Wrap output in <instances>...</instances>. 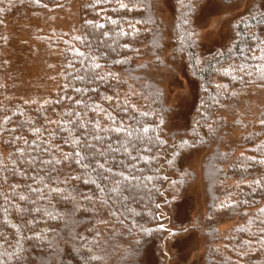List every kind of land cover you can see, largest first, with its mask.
I'll return each mask as SVG.
<instances>
[{
    "label": "trees",
    "instance_id": "1",
    "mask_svg": "<svg viewBox=\"0 0 264 264\" xmlns=\"http://www.w3.org/2000/svg\"><path fill=\"white\" fill-rule=\"evenodd\" d=\"M201 1L0 0V264L155 259L191 232L177 209L196 179L180 162L196 151L204 244L191 264H264V0L211 50ZM71 7L75 24L37 37L43 15ZM179 68L194 95L184 126L167 131L165 81ZM79 124L100 136L87 137L102 146L99 173L75 163L90 154Z\"/></svg>",
    "mask_w": 264,
    "mask_h": 264
},
{
    "label": "rangeland",
    "instance_id": "2",
    "mask_svg": "<svg viewBox=\"0 0 264 264\" xmlns=\"http://www.w3.org/2000/svg\"><path fill=\"white\" fill-rule=\"evenodd\" d=\"M251 1L242 0L235 4L223 5L216 0H202L195 20L201 47L211 50L226 44L230 37L231 23L249 10ZM76 19L77 13L72 7L45 14L42 20L34 25L35 29L40 32L37 37L48 34L52 30L65 31L76 23ZM31 30L33 31V29ZM30 34L32 35L31 39H34L35 34L33 32H30ZM193 95V83L180 68L167 74L165 99L171 109L166 125L167 131L177 130L184 126L185 119L191 110ZM204 155V152L201 151L192 152L184 155L180 162V168L193 172L196 178L188 186L187 192L177 209L178 220L189 225L191 232L189 231L190 233L187 236H182L181 240L170 246L167 242H163L161 254L156 255L155 259L153 253H151L152 251H147L141 264H191L195 263L197 255L201 256L204 244L201 236L202 232L193 229L196 226L195 221L203 213L204 198L202 195L204 186L201 178V161ZM166 200L167 198L164 196L160 203L159 215L161 226L166 229L168 237L174 230L164 206ZM186 217L188 218L186 219ZM227 227V225L221 226L220 230H225ZM157 259L158 261H156Z\"/></svg>",
    "mask_w": 264,
    "mask_h": 264
},
{
    "label": "snow or ice",
    "instance_id": "3",
    "mask_svg": "<svg viewBox=\"0 0 264 264\" xmlns=\"http://www.w3.org/2000/svg\"><path fill=\"white\" fill-rule=\"evenodd\" d=\"M97 67H99V65H97ZM75 126L76 125H75V122H74V127ZM79 128L83 129V133H82L83 142L86 145V147L90 150V154H88V155H86L84 157H80V153L76 152L75 155L77 157H80V159H77L75 161V163L76 164H81L83 168H88L89 164H82V160L88 159L90 161L91 166L93 167V171L99 173L104 168V165L102 163H100V161L97 159V156H102L103 149H102V146H98V145H94L92 143H89L87 137L89 135H91L93 140L99 141L100 140V136L96 135L94 130L90 132L88 127L85 124H79ZM12 131H16V129H12ZM79 142L80 141L78 140L77 143H79ZM45 150L47 151V149H45ZM34 159H37L39 164H41V165L60 163L59 160H55L54 161L53 159H51V157L49 159H46V160L42 159V158H38V157L34 158ZM104 159L106 160L107 158H104ZM26 162L29 163V164L32 163L31 160L26 161ZM112 163L116 164L117 162L115 160H113ZM43 170H44L43 168L39 169L40 172H43ZM107 170L110 171L111 169H107Z\"/></svg>",
    "mask_w": 264,
    "mask_h": 264
},
{
    "label": "water",
    "instance_id": "4",
    "mask_svg": "<svg viewBox=\"0 0 264 264\" xmlns=\"http://www.w3.org/2000/svg\"><path fill=\"white\" fill-rule=\"evenodd\" d=\"M165 242V241H164Z\"/></svg>",
    "mask_w": 264,
    "mask_h": 264
}]
</instances>
